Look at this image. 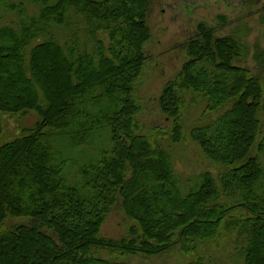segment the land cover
<instances>
[{"label": "trees", "instance_id": "trees-1", "mask_svg": "<svg viewBox=\"0 0 264 264\" xmlns=\"http://www.w3.org/2000/svg\"><path fill=\"white\" fill-rule=\"evenodd\" d=\"M27 1L37 15L0 0V20L18 18L0 26V139L6 116L39 117L0 145V264H125L95 254L156 257L176 247L193 264H215L199 249L223 234L233 243L227 264H264V85L235 65L244 46L201 24L190 61L159 99L171 128L145 136L133 91L150 0ZM187 98L204 102L208 118L190 135ZM188 139L221 171L182 179L167 144ZM118 198L135 226L129 238L103 239ZM11 218L32 224L10 231Z\"/></svg>", "mask_w": 264, "mask_h": 264}, {"label": "rangeland", "instance_id": "rangeland-1", "mask_svg": "<svg viewBox=\"0 0 264 264\" xmlns=\"http://www.w3.org/2000/svg\"><path fill=\"white\" fill-rule=\"evenodd\" d=\"M9 3H24L29 9V15L38 14L37 6L30 1L9 0ZM17 22L16 15L6 12L1 14L0 26L16 27ZM146 24L151 38L145 47V65L133 91L139 107L136 121L140 134L146 136L167 133L171 128V120L159 108V99L165 87L175 80L184 65L190 61L187 46L197 36L201 24L213 28L217 37L233 38L243 45L245 51L235 65L249 70L264 85V0H150ZM193 99L187 98L184 115L187 135L208 119L204 116V102H193ZM38 120L35 112L27 113L20 119L17 116H6L0 145L18 139L21 130L33 127ZM95 140L94 138L92 142ZM167 147L172 151L173 162L182 179H194L206 172L221 171L203 156L191 139L178 145L168 143ZM86 148L89 149V146ZM122 203L118 198L108 215L101 229L103 239L121 241L129 238L128 229L135 226V223L125 216ZM237 216L248 218L249 214L239 211ZM31 224L29 218H11L6 222L5 228L15 231ZM222 238L219 242L214 241L208 247L199 249L201 254H207L209 258L212 254L216 255L218 261L215 260V264H227L228 261L224 257L222 259V253L232 250V238L225 234ZM95 255L102 260L125 264H193L196 261L192 255L183 254L180 247L156 257L138 255L118 258L106 250Z\"/></svg>", "mask_w": 264, "mask_h": 264}]
</instances>
